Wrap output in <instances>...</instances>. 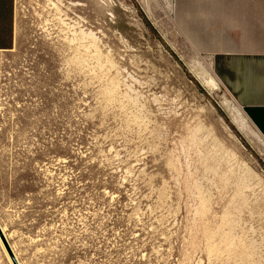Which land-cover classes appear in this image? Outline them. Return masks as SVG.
Masks as SVG:
<instances>
[{
    "label": "rangeland",
    "instance_id": "374dc122",
    "mask_svg": "<svg viewBox=\"0 0 264 264\" xmlns=\"http://www.w3.org/2000/svg\"><path fill=\"white\" fill-rule=\"evenodd\" d=\"M165 1L13 0L0 226L19 264H264V139L205 56L167 45Z\"/></svg>",
    "mask_w": 264,
    "mask_h": 264
},
{
    "label": "crops",
    "instance_id": "0c3cea01",
    "mask_svg": "<svg viewBox=\"0 0 264 264\" xmlns=\"http://www.w3.org/2000/svg\"><path fill=\"white\" fill-rule=\"evenodd\" d=\"M161 34L205 56L264 139V0H168ZM14 44L13 0H0V53Z\"/></svg>",
    "mask_w": 264,
    "mask_h": 264
},
{
    "label": "water",
    "instance_id": "95a60500",
    "mask_svg": "<svg viewBox=\"0 0 264 264\" xmlns=\"http://www.w3.org/2000/svg\"><path fill=\"white\" fill-rule=\"evenodd\" d=\"M0 241L3 244L5 251L7 252L12 264H19V262L17 261L13 251L11 250V247H10L7 239L5 238V235L3 234L2 230H1V226H0Z\"/></svg>",
    "mask_w": 264,
    "mask_h": 264
},
{
    "label": "bare ground",
    "instance_id": "6f19581e",
    "mask_svg": "<svg viewBox=\"0 0 264 264\" xmlns=\"http://www.w3.org/2000/svg\"><path fill=\"white\" fill-rule=\"evenodd\" d=\"M210 78V77H209ZM211 84V83H210ZM1 230H2V232H3V234L5 235V238L7 239V236H6V234H5V232H4V230H3V227L1 226ZM8 241V240H7ZM5 252V251H4ZM7 258V257H6Z\"/></svg>",
    "mask_w": 264,
    "mask_h": 264
}]
</instances>
